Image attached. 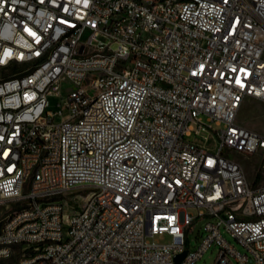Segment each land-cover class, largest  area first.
Returning <instances> with one entry per match:
<instances>
[{"label": "built area", "instance_id": "1", "mask_svg": "<svg viewBox=\"0 0 264 264\" xmlns=\"http://www.w3.org/2000/svg\"><path fill=\"white\" fill-rule=\"evenodd\" d=\"M248 100L264 104V0H0V262L196 264L217 246L216 264H264Z\"/></svg>", "mask_w": 264, "mask_h": 264}, {"label": "rangeland", "instance_id": "2", "mask_svg": "<svg viewBox=\"0 0 264 264\" xmlns=\"http://www.w3.org/2000/svg\"><path fill=\"white\" fill-rule=\"evenodd\" d=\"M68 86L65 87V89ZM65 92V91H64ZM59 102L58 99H52V109H56V105ZM239 121L243 126L258 132L262 135H264V104L261 102H258L256 100H248L244 106L242 107L240 113H239ZM215 130H218L219 128L214 125ZM207 134L202 133L201 135L192 134L189 137H186V139L190 142L197 143L199 145H203L205 142V136ZM208 137L212 140V136L208 134ZM213 141L210 143L212 144ZM233 158L235 160H238L243 164L245 167L247 176L250 181H253L254 179L258 180V173H257V166L259 164L257 157H247L245 155H234ZM73 201H77L81 203L84 200V197L87 196L89 191H86L84 189H76L73 191ZM67 208L69 211H73V205L67 204ZM14 211V208L12 207H1L0 208V225H2L5 220L9 217V215ZM191 213L195 214L194 210H191ZM216 219L206 217L199 219L197 222L192 224L190 227L186 230V241H187V247H189L191 250H196L198 246L202 243L203 238L205 237V226L209 222H214ZM223 236L227 240V242L232 245L236 250L240 251L243 254H247L244 247H242L235 238H233L230 234L224 232L223 230ZM161 243H170L171 238L167 236H159L157 238ZM219 248L217 246H214L210 248L203 257L196 263V264H216V259L218 257ZM253 262V260L251 261ZM0 264H14V262L7 261V262H0Z\"/></svg>", "mask_w": 264, "mask_h": 264}, {"label": "water", "instance_id": "3", "mask_svg": "<svg viewBox=\"0 0 264 264\" xmlns=\"http://www.w3.org/2000/svg\"><path fill=\"white\" fill-rule=\"evenodd\" d=\"M186 255H187V252L178 255L175 259V264H181V262L183 261Z\"/></svg>", "mask_w": 264, "mask_h": 264}, {"label": "trees", "instance_id": "4", "mask_svg": "<svg viewBox=\"0 0 264 264\" xmlns=\"http://www.w3.org/2000/svg\"><path fill=\"white\" fill-rule=\"evenodd\" d=\"M258 177H259V175H258ZM258 177H257V178H258Z\"/></svg>", "mask_w": 264, "mask_h": 264}]
</instances>
